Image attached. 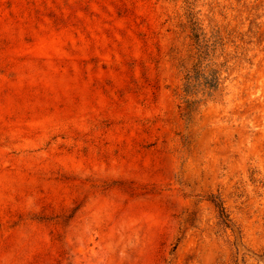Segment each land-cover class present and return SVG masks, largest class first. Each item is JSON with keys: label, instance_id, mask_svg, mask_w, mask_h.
I'll return each mask as SVG.
<instances>
[{"label": "rangeland", "instance_id": "obj_1", "mask_svg": "<svg viewBox=\"0 0 264 264\" xmlns=\"http://www.w3.org/2000/svg\"><path fill=\"white\" fill-rule=\"evenodd\" d=\"M0 264H264V0H0Z\"/></svg>", "mask_w": 264, "mask_h": 264}, {"label": "trees", "instance_id": "obj_2", "mask_svg": "<svg viewBox=\"0 0 264 264\" xmlns=\"http://www.w3.org/2000/svg\"><path fill=\"white\" fill-rule=\"evenodd\" d=\"M198 37L199 35L194 33L193 39L198 51V61L191 68L184 70L182 79L181 100L184 104L182 116L186 122L190 120L192 113L196 111L199 104L213 96L220 83L218 70L213 69L212 63L209 62L218 40L213 41L211 46H208L202 44L201 41L199 42ZM204 61L207 63L204 64ZM215 205L224 224L229 227L230 223L223 207L219 202Z\"/></svg>", "mask_w": 264, "mask_h": 264}]
</instances>
